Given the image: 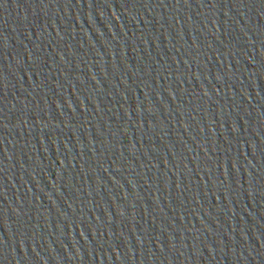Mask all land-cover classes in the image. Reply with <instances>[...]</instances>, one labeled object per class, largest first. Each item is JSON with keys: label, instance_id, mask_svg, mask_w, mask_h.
Returning <instances> with one entry per match:
<instances>
[{"label": "water", "instance_id": "95a60500", "mask_svg": "<svg viewBox=\"0 0 264 264\" xmlns=\"http://www.w3.org/2000/svg\"><path fill=\"white\" fill-rule=\"evenodd\" d=\"M263 0H0V264H182Z\"/></svg>", "mask_w": 264, "mask_h": 264}]
</instances>
